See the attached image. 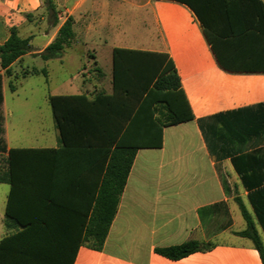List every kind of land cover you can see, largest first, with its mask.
Here are the masks:
<instances>
[{"label":"crops","instance_id":"0c3cea01","mask_svg":"<svg viewBox=\"0 0 264 264\" xmlns=\"http://www.w3.org/2000/svg\"><path fill=\"white\" fill-rule=\"evenodd\" d=\"M53 1L56 25H52L42 0H0V44L7 39L12 26L17 28L19 36H30V51L10 64V74L0 69L2 95L4 78H24L42 73L41 69L45 70L47 100L49 95L109 94L113 48L149 50L169 55L193 114L191 120L162 127L160 147L136 150L102 248L79 244L72 264H262L250 240L234 233L245 227L234 199L239 197L252 216L261 240L264 238L248 199V192L256 187L247 188L242 184L233 159L238 168L249 166L251 170L246 175L264 176V71L246 68L259 62L255 58L264 56V47H255V33L264 32V16H256L254 9L233 10L230 18L222 11L213 14L215 48L223 67L198 19L183 3L174 0ZM28 12L33 15L30 21L25 18ZM68 16L73 19L74 38L59 57L43 60L39 53L53 40ZM243 39L245 44L240 42ZM83 47L92 50L88 55L94 63V78L83 81L81 91L76 84L72 86L73 75L84 73L83 64L56 83L55 79L64 71L55 65L63 67L69 51L76 52L77 60L81 61ZM97 49H104L109 59L108 77L97 65V57L102 55ZM36 59L42 61V67L30 66ZM53 129L49 137L41 127L39 143L16 147L57 148L54 121ZM5 130L4 127L3 134ZM61 159L60 177L74 172V165L67 162H87L89 157L66 155ZM92 166L90 175L94 174ZM75 172L87 175V171L77 169L76 165ZM51 175L56 178L55 170ZM8 191L9 185L5 203ZM87 191L69 183L60 187L58 194L65 203L67 215L74 208L81 210L88 205ZM62 215L60 225L78 226L73 232L63 231V235H77L82 223ZM4 228L0 239L10 232ZM82 236L83 231L81 239ZM188 239L211 242L212 246L179 259L167 258L154 250Z\"/></svg>","mask_w":264,"mask_h":264},{"label":"trees","instance_id":"16d2710c","mask_svg":"<svg viewBox=\"0 0 264 264\" xmlns=\"http://www.w3.org/2000/svg\"><path fill=\"white\" fill-rule=\"evenodd\" d=\"M42 1L52 25H56L54 1ZM174 1L185 4L194 13L223 67L215 48L213 14L222 11L230 18L233 10L254 9L256 16H264L262 0ZM25 18L32 20V13H26ZM72 25L73 19L68 16L53 40L39 53L43 60L61 55L74 38ZM29 41L30 36L21 37L16 27L9 28L7 39L0 44V69L5 74H10L13 61L30 51ZM240 42L245 44L244 39ZM255 47H264V32L255 33ZM255 59L259 62L247 66V70L264 71V56ZM111 63V93L100 92L92 97L84 94L48 96L57 130V148H8L3 138L0 111V183L9 185L3 224L10 230L0 239V264H72L79 244L101 249L136 150L160 147L162 127L193 118L173 61L166 52L113 48ZM41 72L45 75L44 69ZM2 100L0 74V106ZM66 155L87 156L89 160L67 162L74 165V172L60 177L61 158ZM90 158H94L93 161ZM233 163L242 184L247 188L256 187L248 192V199L264 231V184L260 186L264 176L246 175L251 170L249 166L238 168L236 159ZM92 164L94 174L90 175ZM75 165L87 171V175L76 174ZM54 170L56 178L51 175ZM67 183L78 189L87 188L89 194L88 205L81 210H70L69 215L58 194L60 187ZM234 199L245 223L243 230L234 233L250 240L264 264V245L255 222L240 198ZM62 214L82 223L77 235H63V231L73 232L78 226L60 225ZM75 236L77 238H73ZM211 246V242L188 239L154 250L167 258L179 259Z\"/></svg>","mask_w":264,"mask_h":264},{"label":"rangeland","instance_id":"374dc122","mask_svg":"<svg viewBox=\"0 0 264 264\" xmlns=\"http://www.w3.org/2000/svg\"><path fill=\"white\" fill-rule=\"evenodd\" d=\"M84 54L82 60H77L76 52L69 51L70 54L67 56V61L63 67L55 65L56 68H61L64 72L62 75H58L55 79L56 83L60 82L62 76L73 74L75 69L84 64V73L74 74L72 79V86L76 84L78 89H83V81L86 82L87 78L93 79L96 75L94 71V63L89 52L92 50L88 47H83ZM104 49H97V52H101L102 55L97 57L98 67L102 71L105 77L109 76L110 62L104 54ZM42 61L36 59L31 62L30 66L40 68ZM17 69L20 66L17 65ZM88 74H91L88 77ZM87 76V77H86ZM3 96L4 101L0 106V111L3 117V128L5 127V133L3 138L8 146H27L35 145L40 141L37 140L41 135L39 128H43L46 136H51L53 129L52 113L50 104L47 100V88L45 76L43 73L27 75L23 77H16L9 79L4 78ZM11 83V84H10ZM10 84V85H9ZM14 88L13 91L10 88ZM68 89V83L66 82ZM39 141V142H38ZM8 185L6 183H0V234L4 231L3 226V211L5 204V196ZM240 217V215H239ZM241 218V217H240ZM242 220V219H241ZM264 244V238L262 237Z\"/></svg>","mask_w":264,"mask_h":264}]
</instances>
